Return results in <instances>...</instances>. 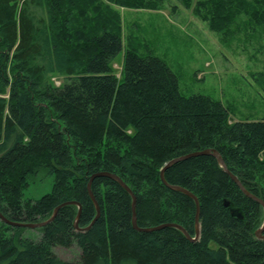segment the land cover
<instances>
[{
    "label": "trees",
    "instance_id": "16d2710c",
    "mask_svg": "<svg viewBox=\"0 0 264 264\" xmlns=\"http://www.w3.org/2000/svg\"><path fill=\"white\" fill-rule=\"evenodd\" d=\"M225 41L241 32L264 35V0H178ZM164 0H0V213L39 223L36 238L0 220V264H264L255 232L262 206L247 197L211 155L182 159L165 182L171 159L215 149L243 187L264 201V118L234 120L233 111L204 94L184 95L177 75L152 52L125 46L112 6L160 9ZM114 12V13H113ZM115 17L113 18V15ZM247 30V31H246ZM251 31V32H250ZM122 52L120 76L112 64ZM256 82L264 91V71ZM65 80L58 86L51 80ZM40 172L49 193L24 198ZM34 230V229H31ZM264 235V230L262 232ZM214 245V246H213ZM55 247L79 250L65 260Z\"/></svg>",
    "mask_w": 264,
    "mask_h": 264
},
{
    "label": "rangeland",
    "instance_id": "374dc122",
    "mask_svg": "<svg viewBox=\"0 0 264 264\" xmlns=\"http://www.w3.org/2000/svg\"><path fill=\"white\" fill-rule=\"evenodd\" d=\"M112 9L118 14L125 48L133 46L139 53L149 51L163 59L177 75L182 94L200 93L220 100L233 111L234 120L264 118V91L256 82L257 74L264 71L261 32L252 38L241 32L225 41L178 0H164L160 9ZM122 57L121 52L112 64L117 77ZM51 80L58 86L65 78L52 76ZM52 183L51 176L40 172L29 180L23 197L36 200L51 191ZM23 235L36 238L38 232L24 229ZM53 250L65 260H75L79 255L76 247Z\"/></svg>",
    "mask_w": 264,
    "mask_h": 264
},
{
    "label": "water",
    "instance_id": "95a60500",
    "mask_svg": "<svg viewBox=\"0 0 264 264\" xmlns=\"http://www.w3.org/2000/svg\"><path fill=\"white\" fill-rule=\"evenodd\" d=\"M201 154L213 156L217 160V162L219 163V165L223 168V170L236 183V185L243 192V194H245L247 197H249L252 200H254L257 203H259L262 206L263 212H264V201L261 200V199H259V198H257V197H255L254 195L250 194L243 187V185L239 182V180L226 169V166H225L224 161L222 160L221 156L219 155V153L215 149H207V150H204L202 152H196V153L188 154V155L183 156V157H178V158L171 159L170 161H168L167 163H165L164 166L160 170V179H161V181L165 185H167V187H169L172 190L182 192V193L186 194L187 196L191 197L194 200V203H195V216H194L195 236L193 238L190 237L188 235V233L180 225H178L176 223H165V224L159 225V226L154 227V228H139L137 226V224H136V213H135V201H136V198H135L134 194L129 189V187L117 175L111 174V173H107V172H100V173H97V174L92 175L91 178H90V181L87 184V191H88V194H89V196H90V198H91V200H92V202H93V204L95 206L96 216L94 217V219L92 220V222L89 224V226L86 227L84 230H87L93 224V222L98 218V216H99L98 203H97V201H96V199L93 196L92 191H91V181L94 178H96V177H106V178H110V179L116 181L130 195V197H131V212H132V214H131V221H132V226H133L134 229H136L138 231H142V232H148V231H153V230H159V229L166 228V227L167 228H176V229L180 230L187 239H189L191 241L197 240L199 238V234H200L199 203H198L197 198L192 193H190L189 191L183 189L182 187L168 185L165 182V180H164L163 173H164L165 169L167 167H169L170 165H172V164H174V163H176V162H178V161H180L182 159L188 158L190 156L201 155ZM67 204H74V205H76L78 207L77 216H76L75 223H74L75 228L78 229L77 223H78L79 215H80V212H81V205L79 203L73 202V201H71V202H64V203L58 205L54 209L51 217L48 220L43 221V222H39V223L14 222V221H10V220L6 219L1 213H0V220L2 222H4L5 224L10 225V226H13V227L35 229V228L42 227V226L46 225L47 223H49L51 220H53V218L55 217L57 211L62 206L67 205ZM263 230H264V221H263L261 227L255 232V235H256V237L258 239H264V235H262Z\"/></svg>",
    "mask_w": 264,
    "mask_h": 264
},
{
    "label": "bare ground",
    "instance_id": "6f19581e",
    "mask_svg": "<svg viewBox=\"0 0 264 264\" xmlns=\"http://www.w3.org/2000/svg\"><path fill=\"white\" fill-rule=\"evenodd\" d=\"M197 19V18H196ZM247 31V30H246ZM245 32V31H244ZM251 32V31H250ZM247 37V36H246ZM250 38H252V37H250ZM256 38V37H255ZM238 39V38H237ZM233 40V39H232ZM239 40V39H238ZM248 40V39H247ZM256 40V39H255ZM250 41V40H249ZM260 47V46H259ZM253 48H254V46H253ZM253 74V73H252ZM251 77V76H250ZM252 119V118H251ZM259 119V118H258ZM263 119V118H262Z\"/></svg>",
    "mask_w": 264,
    "mask_h": 264
}]
</instances>
